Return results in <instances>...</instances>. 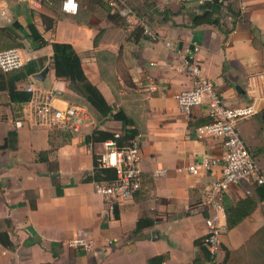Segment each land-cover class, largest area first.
<instances>
[{"label":"crops","instance_id":"obj_1","mask_svg":"<svg viewBox=\"0 0 264 264\" xmlns=\"http://www.w3.org/2000/svg\"><path fill=\"white\" fill-rule=\"evenodd\" d=\"M124 1L135 9V18L113 15L106 0H77L75 15L60 10L61 0L53 3L57 9L36 7L27 0H0V9L12 21L25 32L27 24L34 23L47 42L32 50L27 40H18L24 67L30 63L24 69L33 71L22 78L19 74L25 70L11 73L18 77V90L51 92L57 108L82 100L81 106L88 109L84 99L54 75L50 43H68L111 112L122 111L132 122L129 127L142 136L141 191L110 211L95 193L94 183L83 182L92 170V156L84 145L91 132L70 134L39 124L29 102L12 103L0 91V231L8 233L14 246L9 250L0 244V264H149L161 256L164 259L154 264L202 260L194 244L206 233L202 190L219 178L220 166L195 175L187 169L204 158L220 159L223 147L220 139L196 138L195 129L210 120L206 102L183 116L174 99L193 86L179 59L192 45L199 47L194 59L225 105L255 103L257 113L239 121L237 130L264 174V0H220L227 35L212 25L187 27L188 14L197 12L205 0ZM41 15L55 21L53 30L44 29ZM141 22L158 34L159 41L134 31ZM44 70L43 79H36ZM249 84L254 85L253 93L247 90ZM89 112L99 129H122L120 122L110 117L98 120ZM18 120L20 128L15 127ZM55 185L62 195H56ZM223 205L225 229L217 264H264V184L231 187ZM139 219L152 225L136 229ZM79 234L94 240L90 252L66 247Z\"/></svg>","mask_w":264,"mask_h":264},{"label":"built area","instance_id":"obj_2","mask_svg":"<svg viewBox=\"0 0 264 264\" xmlns=\"http://www.w3.org/2000/svg\"><path fill=\"white\" fill-rule=\"evenodd\" d=\"M34 6L41 4L51 5L52 0H27ZM112 13H117L121 18L129 20L135 18L133 9L124 0H106ZM60 10L65 14L75 15L78 11L77 0H61ZM11 17L3 9H0V28L10 25ZM143 35L151 41H159L158 34L146 23L140 24ZM169 48L170 43L164 42ZM199 47L192 45L184 53L179 55L183 72L192 80L190 89L180 91L174 95L179 112L188 116L191 111L206 102L208 106L209 122L195 129L196 138L220 139L223 153L220 159L204 158L201 162L190 166L187 170L190 174H197L200 169L211 170L220 166L218 179L209 182L202 190L203 205L207 215L204 218L206 233L204 236V248L207 252L197 264H217L216 255L221 249V237L225 229L226 213L223 199L226 192L233 186L264 184V174L251 155L245 143L239 136L237 126L239 121L257 113L255 103L247 106L231 108L223 102L216 91L214 84L203 73L200 64L194 59ZM25 59L18 48H10L0 51V71L11 73L20 70L24 66ZM249 92L254 91V85H247ZM25 91L31 94L29 101L31 113L39 124L47 127H55L70 134L92 132L99 129L98 122L90 114L89 110L81 105H72L65 108H57L53 104L54 94L37 93L30 87ZM22 122H15V127L20 128ZM121 132H114L113 138L105 142L94 144L84 143L87 150L94 156L98 169H109L114 172V178L107 181L93 182L94 191L105 203L108 210L113 211L115 204L121 200H131L140 193L142 187L141 159L142 136L137 134L126 146L118 145L117 140ZM110 244V241H106ZM94 240L85 234H79L66 242V247L73 250L90 252L94 246Z\"/></svg>","mask_w":264,"mask_h":264},{"label":"trees","instance_id":"obj_3","mask_svg":"<svg viewBox=\"0 0 264 264\" xmlns=\"http://www.w3.org/2000/svg\"><path fill=\"white\" fill-rule=\"evenodd\" d=\"M126 3L133 9L135 14L137 15L135 9L128 3V1ZM107 7L111 12V8L108 5ZM222 8L223 3L220 0H205L198 7L197 12H190L188 14L189 25L187 27L194 28L201 25H212L217 27L224 35H227L229 31L223 30L221 25ZM112 14L119 16L117 13ZM235 15L238 14L234 13V16ZM40 18L45 30L50 31L54 29V20L44 15H41ZM234 24L235 22H233L232 28L234 27ZM134 31L138 34H143V30L140 25L137 26ZM96 38L97 37H95L94 45L97 44ZM18 40H27L29 43V47L32 50H37L47 45L46 40L42 37L41 33L32 22L27 24L26 32L24 31V28L16 21H12L10 25L0 28V51L10 48H23L22 44L19 43ZM50 46L52 51V67L56 79L66 81L68 88L73 93L84 99V101L86 102V106L98 120H103L110 117L113 120L120 122L122 124V129L120 130L121 136L117 140L118 145H128L129 141L137 135V133L129 127L132 124L131 120H129L122 111H116L113 113L111 112V108L107 104L103 95L85 76L80 58L70 44L52 42L50 43ZM28 65H30V63L25 65V67ZM25 67L23 66L20 69L21 71L25 70V72L23 76L22 74H19V78L33 73L32 70L24 69ZM11 73H3L0 71V91H5L8 95L9 101L12 103L22 104L29 102L31 99V94L25 90H18L16 88L15 82L18 80V77L11 75ZM113 134L114 132L109 130L95 129L90 133V135L84 138V143L92 142L94 144H99L105 142L106 140L112 139ZM248 150L258 162V159L253 151H251L249 148ZM43 154L45 155V153L43 152L41 153V156ZM113 178L114 172L109 169H98L96 167L94 156H92V170L90 173H86L85 177L83 178V182H100L111 180ZM55 193L57 196L62 195V190L57 185H55ZM30 207L32 209L35 208L34 200L30 202ZM6 224L7 227H10L11 225L9 220L6 221ZM150 225H152V221L139 219L136 222V229H140L141 227ZM0 244L6 249H14V246L10 241L8 233L6 231H0ZM194 244L195 246H198L202 252V256L201 258H199L200 261V259H203L207 255V252L204 248V237L202 241H194ZM227 257L228 254H226L225 261L227 260ZM163 259L164 257L162 256L154 258L149 261V264H154L155 262L162 261Z\"/></svg>","mask_w":264,"mask_h":264},{"label":"rangeland","instance_id":"obj_4","mask_svg":"<svg viewBox=\"0 0 264 264\" xmlns=\"http://www.w3.org/2000/svg\"><path fill=\"white\" fill-rule=\"evenodd\" d=\"M54 1H55V3H58L59 0H52V4H51L52 6H51V5H50V6L53 7V8H56V5H57V4H55V5L53 6ZM56 9H57V8H56ZM22 55H23V58L25 59V56H24V53H23V52H22ZM79 100H80V99H79ZM77 104H78V105H81V104H84V103L82 102V100H80V102L77 103ZM56 130H57V129H56ZM57 132H60V131H57ZM89 152H90V151H89ZM90 154H91V152H90ZM91 156H92V154H91Z\"/></svg>","mask_w":264,"mask_h":264},{"label":"water","instance_id":"obj_5","mask_svg":"<svg viewBox=\"0 0 264 264\" xmlns=\"http://www.w3.org/2000/svg\"><path fill=\"white\" fill-rule=\"evenodd\" d=\"M47 73V70H44L42 72H40L39 74H37L36 79L38 80H42L43 76Z\"/></svg>","mask_w":264,"mask_h":264}]
</instances>
